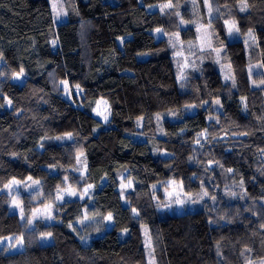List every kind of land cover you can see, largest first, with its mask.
<instances>
[{"label": "trees", "instance_id": "trees-1", "mask_svg": "<svg viewBox=\"0 0 264 264\" xmlns=\"http://www.w3.org/2000/svg\"><path fill=\"white\" fill-rule=\"evenodd\" d=\"M241 3L211 0L210 15L203 0H64L56 23L50 0H0V264H148L142 225L155 264H264V0ZM194 10L211 47L183 71L175 39L197 40ZM224 67L248 88L231 75L211 94ZM39 162L51 168L20 194L25 216L67 183L88 191L30 227L4 188ZM169 180L196 202L165 209ZM10 235L21 250L1 247Z\"/></svg>", "mask_w": 264, "mask_h": 264}, {"label": "rangeland", "instance_id": "rangeland-1", "mask_svg": "<svg viewBox=\"0 0 264 264\" xmlns=\"http://www.w3.org/2000/svg\"><path fill=\"white\" fill-rule=\"evenodd\" d=\"M56 5V7H53V5ZM50 5H51V10H52V14H53V19L56 23H59L63 20H66L68 18V9L66 7V5L64 4V0H50ZM161 7V6H158ZM163 7V6H162ZM60 12L61 14L58 15L57 13ZM198 11L194 10V15L196 17V25L197 27L200 29L199 31V35L196 41H192L190 43L187 44H182V42L179 40V38L175 39V43L177 46V51H176V63L181 67V70L185 71L188 68H192L195 66V63L198 61V59H201L204 56V51L209 48V45H211V30H210V26L208 25V23H203V21L200 18V14L198 15ZM197 17L199 19H197ZM229 22V21H228ZM232 23V22H229ZM229 25V24H228ZM229 27V26H228ZM157 36H158V31L157 29L155 30ZM207 32V36L206 37H202V34ZM159 38V36H158ZM249 41L251 43H253V38L249 39ZM191 45V47H190ZM0 65H1V60H0ZM243 68L240 69H236L234 70V72L230 73V70L227 69V67L221 68L219 70V72L213 73L208 77V84L210 87V91L211 94H213V91L215 89H217L218 87H220L223 83L226 76H231L233 75L240 88L241 89H246L249 86L250 83V79L248 78V76H246L245 74L243 75ZM20 73V72H18ZM16 73V74H18ZM14 75L13 79L16 81H22L24 75L20 76L19 78H17V75ZM65 94L68 97H72V91L73 90H78V88H74V87H70V85L67 83V85H65ZM96 113L97 115L105 120V117L108 116L109 114V107L107 105V103H105V101H99L96 107ZM60 137V136H59ZM58 139H62L63 136H61L62 138ZM66 139V136H65ZM82 157V153L79 154L78 158L81 159ZM83 160H79L78 161V169L75 168L76 172H84V167L82 168V162ZM81 162V163H79ZM51 167H49V164H46L45 162H39V164L33 168V170L31 171L30 175L28 177H31L32 179L29 180L28 177L24 180H18V181H22L23 183H21L19 186H14V188H16V190L14 191H9L8 188H4V190H6L9 194H10V199H11V210L18 212L19 213V208L15 207L13 205V200L15 199L16 201L19 202L20 207L24 208V205L20 199V194L22 193L23 190H25L26 192L29 193H39L38 191H40L39 189V184H33V181H39L40 178H42L43 176H45L49 169ZM17 180V179H15ZM25 184L28 185V187H25ZM88 189L87 187H84L82 189V191H78L77 189L73 188L70 184H66L65 186H63L62 188H60L57 193H56V199L53 202L50 203H45L42 205L37 206L35 209L39 208V209H43L45 205L51 204L53 205V209H52V215L54 217V212L57 210L55 207V203L57 202L60 204L61 201H64L65 198L67 199H71L77 196H86L87 192H85L84 190ZM122 189H124V186H122ZM69 191H74L76 194L75 195H69ZM123 193V191H122ZM163 198L161 199L162 204L164 205L165 209L167 210H179L178 212H182L185 209H187L189 206L193 205V203H191L190 201L192 200V195L186 194L182 187L180 186L179 183H177L174 180H169L167 181L164 185H163ZM124 194V193H123ZM57 196L61 197V199H57ZM177 200L182 201L183 203L178 204ZM32 215V214H31ZM30 215V217H31ZM55 219V217L51 220H46V221H53ZM36 219H34L35 221ZM33 221V222H34ZM142 229V235H143V244L145 247V251L147 254V261L148 264H155L154 263V257L152 254V250H151V242H150V236L149 233L147 231L146 225H142L141 227ZM11 238V239H8ZM17 236H13L10 235L6 238H4L1 242V247L4 248L5 251H19L22 248L17 246V247H12V245H16L17 243ZM24 246V244H23Z\"/></svg>", "mask_w": 264, "mask_h": 264}, {"label": "snow or ice", "instance_id": "snow-or-ice-1", "mask_svg": "<svg viewBox=\"0 0 264 264\" xmlns=\"http://www.w3.org/2000/svg\"><path fill=\"white\" fill-rule=\"evenodd\" d=\"M203 2H204V4H205V6L207 7V11H208V13L211 15V13H212L213 10H214V9H213V6H212V4H211V0H203ZM193 3L195 4V0H193ZM53 7H56V5L54 4ZM164 7L172 8V7H174V5L171 4V3H168V4L165 5ZM247 7H248V5H247V0H242L241 7H240V11H245V10L247 9ZM215 11L218 12L219 9L217 8V9H215ZM57 14L60 15L61 13L58 12ZM177 15H179V14L177 13ZM181 23H184V21L182 20ZM225 23L229 24V27H228L229 35H231V34L233 33V31H235V32H237V33L239 32V28L236 26V24H235L234 22L229 23L228 21H225ZM157 31L160 32V31H162V30H161V29H157ZM197 31L199 32L200 29L197 28ZM177 35H178V34H177ZM207 35H208L207 32H205V33L202 34V37H206ZM251 35H252V34L249 33V36H251ZM253 42H255V38H254V37H253ZM174 47H175V45H174ZM190 47H191V45H190ZM209 47H211V45H209ZM217 54H219V53H217ZM16 75H17V78H19L20 76H22V75H23V70L21 69V72L18 73V74H16ZM181 78L183 79V76H182ZM231 78H232V77H230V76H226V77H225V79H231ZM63 83H64L65 85H67V81H64ZM254 83H255V82H254ZM262 83H264V82H262ZM76 87L79 88L78 85H77ZM105 103H107V102H105ZM216 103L219 104L220 101L217 100ZM9 104H11V101H9ZM105 119H107V117H105ZM68 135H69V137L71 136V134H68ZM201 135H204V134L201 133ZM197 143H199V140H197ZM229 171H231V169H229ZM28 179L31 180L32 178H31V177H28ZM65 179H67V178H65ZM21 183H23V182H22V181H18V180L13 179V180H11L8 184L5 185V188H8L9 191H14V190H16V188H14V186H19ZM241 183H242V182H241ZM33 184L38 185V184H39V181H33ZM130 184H131V181H129V185H130ZM25 187H28V185L25 184ZM89 187H91V186H89ZM84 191L87 192L88 189H85ZM68 194H69V195H75L76 193H75L74 191H69ZM204 194L207 195V192H205ZM232 195H235V193H233ZM57 199H61V197L57 196ZM212 199H215V198L213 197ZM190 202H191V203H195L196 201H195V200H191ZM12 203H13V205H14L15 207H18V208H19L20 219L23 220V221H25L26 224H27L28 226H30V227H34V224H33L34 219L51 220V219L54 218L53 215H52L53 205H51V204L45 205L43 209H39V208L34 209L33 212H32L31 217H27V216H25V214H24V209H23L22 207H20V204H19L18 201H16V200L14 199ZM177 203L180 204V203H183V202L180 201V200H177ZM133 211H135V209H133ZM107 219H108V220H111V219H112V215H111V213L108 214ZM51 236H52V233L47 232V233H42L40 238H41V240H45V239L50 238ZM8 239H11V238H8ZM23 242H24V238H23V236L21 235L20 237L17 238V243H16V245H12V247H17V246H19V247L22 248V247H23Z\"/></svg>", "mask_w": 264, "mask_h": 264}]
</instances>
